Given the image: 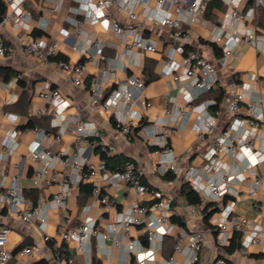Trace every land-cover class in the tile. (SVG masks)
Instances as JSON below:
<instances>
[{
	"label": "built area",
	"instance_id": "obj_1",
	"mask_svg": "<svg viewBox=\"0 0 264 264\" xmlns=\"http://www.w3.org/2000/svg\"><path fill=\"white\" fill-rule=\"evenodd\" d=\"M1 1L5 5L2 23L13 29L28 25L32 15L23 7L26 0ZM210 1L157 0L158 8L162 12H159L158 8H149L139 19L136 8L145 7L148 0H87L79 5L84 18L73 19L72 23L77 27H81L85 22L101 24L105 29L121 37L125 56H131L136 52L154 53L158 50L157 41L143 34V28L150 22L167 27L176 38L188 37V32L184 28L185 23L204 22L210 28L207 35L209 41L220 44L219 61L222 64L226 63L237 40L249 43L259 53H264V27L262 33H257L254 26L256 14L264 12V0H219L225 5V14L235 24L234 28H227L224 20L220 23H211L203 19V13ZM112 9L124 10L133 25H122ZM183 17H187L188 21L186 22ZM22 45L25 53L34 54L43 63L53 64L67 72L75 86L83 85L85 63H72L55 58L60 45L57 40L54 39L49 46L39 40H27ZM102 46L98 41L94 42L99 59L107 60V56L102 53ZM9 51L0 36V59ZM176 52L184 54L180 62L174 59ZM180 65L182 71L178 73ZM160 74L170 75L178 84L182 96V101L168 96L170 104L163 111L167 120L162 122L157 131L159 140L156 143L163 147V150L158 154L155 171L164 176L168 171L173 174L179 172L172 148L167 145V139L185 127L189 113L196 111L200 115L195 135L197 139L203 140L214 133L220 110L215 109L213 114L207 111V107L214 103L213 100L193 104L195 96L188 90L194 88L199 92L206 91L217 81L213 63L200 52L196 50L185 52L181 45L171 47ZM182 76L187 80V86L182 84ZM20 77L21 75L17 74L12 81L3 85L10 87L13 81ZM251 78L264 87V76L251 75ZM245 83L244 81L242 84ZM144 88L145 83L140 76L129 74L123 78L117 77L114 80V87L105 98H102L101 90L91 84L88 87L87 98L90 106L100 104L104 109L110 110L123 104L127 108L125 117H115L114 127L128 143L132 127L142 117L141 111H133L132 106L137 105L141 109L150 106V102L144 98ZM34 92L49 106L38 107L32 110L30 115L50 113L52 115L50 126L55 128V131L47 132L37 126L23 129L34 135L33 145L16 163L10 164L14 169V172L10 173L5 163L16 151L22 129L16 126V115L3 111L0 105V117L5 116L12 123L0 137V220L6 215L14 216L26 225L34 227L43 242L53 240V236L47 231L49 219L42 197L38 196L35 204H32L20 184L22 168L26 162H30L36 188L44 189L52 184L58 185L51 198L58 208L65 209L68 197L82 182L91 183V199L81 207L78 224L62 226L57 231L62 241L72 244L75 250L86 254V264H90L92 239L108 241L113 247L122 249L129 259V264L132 259L133 264L199 262L206 240L204 232L202 230L188 232L181 229L174 235L177 224L171 220L176 213L173 195L162 188L148 187L143 182L146 170L137 164L135 158L126 157L120 167L114 170L110 169L103 159L90 158L88 155L90 147L86 145L89 142L98 144L100 152L107 155L116 151L113 144L99 136L92 122H81V116L72 119L76 123L74 146L67 145L54 152L49 146L44 145L45 141L59 140L67 129L70 121L69 117L64 115L67 101L60 88L48 80L36 83ZM11 98L14 100V95ZM6 102L9 103V100ZM240 102H245L247 117L233 116L239 110ZM226 111L233 118L226 127L215 134L211 144L202 154V162L183 167L181 173L183 180L199 197V204H190L192 214L202 213L206 203H215L217 206V210L208 218V222L215 229L214 245L219 249L213 257L212 264H248L229 260L225 247L228 246L232 233L238 232L241 245L235 253L246 255L248 247H254L259 249L257 253L264 256V136L259 137L256 133V121H264V111L259 104V97H250L246 100L240 92L234 93L227 101ZM157 121L160 123L162 119L159 118ZM247 178L250 181L247 191L239 192L235 185ZM109 189L114 191L133 189L137 196H146L147 201L141 202L137 199L118 208L115 196ZM245 197H251L252 206L257 211L256 217H249L236 211L237 201ZM92 210L99 213L92 216L90 214ZM111 212H114L113 218L102 224L100 222L102 216ZM135 228L144 235V242L133 237L132 231ZM11 231L10 225L0 222V264H8L12 258L22 259L41 255V246L36 243L23 245L15 250L9 249L7 242ZM166 235L175 236L173 254L161 257L160 246ZM174 254H182L183 259L175 258Z\"/></svg>",
	"mask_w": 264,
	"mask_h": 264
},
{
	"label": "crops",
	"instance_id": "obj_2",
	"mask_svg": "<svg viewBox=\"0 0 264 264\" xmlns=\"http://www.w3.org/2000/svg\"><path fill=\"white\" fill-rule=\"evenodd\" d=\"M85 1L87 0H26L23 7L29 10L32 15L28 25L13 29L9 25L0 23V36L3 38L6 47L10 49L8 54L0 59V68H10L15 71V74L8 81L0 77V105L3 111L16 115V126L22 129L18 147L9 161L5 163V166L10 173H13L14 169L10 164L16 163L19 157L25 155L32 147L34 135L28 130L23 131V129L29 128H23V126L28 121L32 110L41 106H49L34 92L36 83L48 80L54 86L60 88L63 97L66 99L67 107L64 115L69 117L70 121L59 140L54 142L45 141L44 145L49 146L54 152L63 149L67 145L74 146L76 139L74 128L76 123L72 119L81 116V122H92L99 136L115 146L116 151L109 154L110 156L121 154L122 156L135 158L137 164L146 170L144 182L169 191L173 195V207L176 212L173 216L179 217L184 223L183 226H180L174 222L177 224L174 235H177L181 229H185L188 232L202 230L206 240L202 248L199 264H212L214 255L219 251L214 245L215 229L209 222L205 223L202 221L203 213L192 214L190 212V204L185 202L180 193V187L184 181L181 170L191 163L199 164L202 162V154L211 144L215 134L226 127L233 116L247 117L245 102H240L239 110L233 116L226 111V103L234 93H242L246 100L250 97H259V104L262 105L264 111V87L251 78V75L256 77L264 76V53H259L249 43L237 40L226 63L222 64L219 61L221 56L220 44L213 43L207 38L210 29L209 25L204 22L190 24L187 22V17H183L187 22L184 24V28L188 32L187 38H176L167 27L152 22L146 23L143 28V34L157 41L158 50L154 53L136 52L131 56H125L121 37L115 35L109 29H105L101 24L85 22L81 27H77L72 23L73 19L84 18V15L80 12L79 5ZM158 7L157 0H148L147 5L145 7H137L136 12L139 15V19H141L149 8ZM225 10L223 3L219 0L218 2L215 1L207 7L203 13V19L211 23H220L221 20H224L227 28H234L235 24L226 16ZM158 11L162 12L160 8H158ZM112 12L122 25H133L124 10L115 11L112 9ZM262 16H264V12L256 14L257 18L254 26L257 33L263 32L264 21L261 22ZM54 39L60 43L58 50L60 58L72 63H85L86 73L82 86H75L67 72L56 68L53 64L43 63L34 54H28L23 51L22 44L24 41L39 40L42 44L49 46ZM97 41L103 45L102 53L107 56V60L99 59L94 47V42ZM213 44H216L220 49L219 54L213 48ZM178 45H181L185 52L191 50L200 52L213 63L217 77L213 88L210 91L202 92L194 88H189L188 90L195 96L193 104L213 100L214 103L207 107V111L213 114L215 109H219L220 115L217 118L214 133L203 140H199L195 135V127L200 123V115L196 111L189 113L185 127L167 139V145L172 148L179 172L174 174L172 180H165L163 176L155 171L158 154L163 150V147L156 143L159 140L157 131L162 126V122L167 120L164 118L163 111L170 104L168 96L174 97L177 101H182V96L179 92L178 84L170 75L160 74V70L165 62L168 50ZM183 56L184 54L176 52L174 59L180 62ZM181 71L182 66L180 65L178 73H181ZM147 72L153 75V79L144 82L143 95L150 102V106L143 109L137 105L132 106L133 111H141L142 117L132 127L131 138L126 143L114 127V120L116 116L125 117L127 108L123 104H119L110 110L104 109L100 104L90 106L87 98L88 87L91 84L96 85L101 90L102 98H105L114 87V80L117 77L123 78L125 75L135 74L145 81ZM17 74H20L21 77L13 81L10 87L3 85L12 81ZM244 81L246 82L245 85L242 84ZM181 82L187 86V80L183 76ZM219 87L224 89V95L219 103L214 106L215 95ZM13 95L15 98L11 100ZM7 100H9V103L6 102ZM11 104H15L17 109L22 108L25 112H19L17 109H6V106ZM30 116H34L44 123V125L37 127L47 132L55 131V128L50 126L52 117L50 113ZM159 118L162 119L160 123L157 121ZM11 125L12 123L5 116L0 117V137ZM256 133L259 137L264 136V121H256ZM86 145L90 147V153L88 152L90 158L93 160L102 159L98 144L89 142ZM110 163H113V161ZM58 167L57 169L60 168ZM19 180L23 191L34 188L37 191V197H42L49 219L47 231L53 236V240L43 242L41 235L34 227L26 225L14 216L6 215L0 222L8 224L12 228L7 242L9 249L15 250L23 245L34 243L40 245L42 249L41 255L22 259L12 258L8 264H34V262L42 259L47 264H86V254L75 250L72 244L65 242L66 247L70 251L68 261L63 257L64 252L59 256L54 251V248L62 243V240L58 239L57 235L59 227L78 224L81 207L91 199V183L88 181L82 182L78 188L74 189L73 194L68 197L65 209H61L56 207L51 199L52 193L58 189V185L52 184L44 189L36 188L32 178V165L30 162L24 164ZM249 183V178H247L245 181L236 184L235 188L239 192H246ZM109 191L115 196L118 208L137 199L141 202L147 201L146 196H137L133 189L116 191L109 189ZM236 211L249 217H256L257 215L256 209L252 206L251 197L238 200ZM98 213L99 211L97 210L90 212L92 216H96ZM113 213L104 214L100 222L103 224L111 220ZM132 235L144 242V235L138 229H133ZM170 236L175 240V236ZM173 245L174 243H168L163 246V243H161L159 256H171L173 254ZM250 249L251 247H248L246 255H239L233 252L231 254L226 253V257L234 263L264 264V256ZM63 251H65L64 248ZM107 251H109L108 254H106ZM89 256L90 259L91 256H94L99 261V264H129V259L122 249L113 247L108 241L92 239ZM174 257L179 260L183 259L182 254H174Z\"/></svg>",
	"mask_w": 264,
	"mask_h": 264
},
{
	"label": "trees",
	"instance_id": "obj_3",
	"mask_svg": "<svg viewBox=\"0 0 264 264\" xmlns=\"http://www.w3.org/2000/svg\"><path fill=\"white\" fill-rule=\"evenodd\" d=\"M215 1L218 2V0H211L207 4L206 9L209 5L213 4ZM4 14H5V5L0 0V17H3ZM262 21H264V16H262V18H261V22ZM213 48L216 50L217 54H219L220 49L218 48V46H216V44H213ZM55 58H60V56L57 55V56H55ZM14 74H15V71L11 70L10 68H0V77L5 81H8ZM151 79H153V75L147 72L146 79L144 82H148ZM212 88H210L206 91H210ZM223 95H224V89L219 87L217 89V94L215 95V105L214 106H216L219 103V101L222 99ZM6 109L16 110L17 108H16L15 104H11V105H7ZM17 110H19V112H25L22 108L17 109ZM41 125H44V123L41 122L40 119L29 115L28 121L23 126V128L33 127V126H41ZM100 156L105 161L106 165L108 167H110V169H112V170L119 168L120 165L122 164V161L126 158V156H122L121 154L110 156V155H107V154L102 153V152H101ZM111 161H113V163H110ZM120 162H121V164H120ZM163 177L165 180H172L174 178V174L171 171H168ZM143 182H144V180H143ZM144 183L148 187L152 186L150 184H147L146 182H144ZM24 193L30 197L32 204H35L36 199H37L36 189L30 188L28 190H24ZM180 193H181V195H182V197L186 203H188V204H199L200 201H199L198 195L190 188L189 184L186 181L182 182L181 187H180ZM215 210H217V206L215 203H206L202 209V213L204 214L202 217V221L205 223H208L209 216ZM171 220L173 222H176L180 226L184 225L183 221L177 216H172ZM172 238L173 237L168 236V235L164 236L162 239L163 246H165L168 243H174L175 240ZM240 245H241L240 244V234L238 232H234V233H232V235L230 237L228 246L225 247V252L228 254H231V253L235 252L237 249H239ZM63 248L65 249V251H63ZM54 251L59 256H61L62 252H64L63 257L65 258L66 261H68V259L70 258V251L66 247V244L64 241H62V243L60 245H58V247L54 248ZM34 264H47V262L44 259H42V260H38V261L34 262ZM90 264H99V261L94 256H91ZM130 264H133V259L131 260ZM195 264H199V262H197Z\"/></svg>",
	"mask_w": 264,
	"mask_h": 264
},
{
	"label": "rangeland",
	"instance_id": "obj_4",
	"mask_svg": "<svg viewBox=\"0 0 264 264\" xmlns=\"http://www.w3.org/2000/svg\"><path fill=\"white\" fill-rule=\"evenodd\" d=\"M58 239H60V237L58 236ZM251 251H254V252H258V248H254V247H251V249H250Z\"/></svg>",
	"mask_w": 264,
	"mask_h": 264
},
{
	"label": "water",
	"instance_id": "obj_5",
	"mask_svg": "<svg viewBox=\"0 0 264 264\" xmlns=\"http://www.w3.org/2000/svg\"><path fill=\"white\" fill-rule=\"evenodd\" d=\"M2 22V17H0V23Z\"/></svg>",
	"mask_w": 264,
	"mask_h": 264
}]
</instances>
